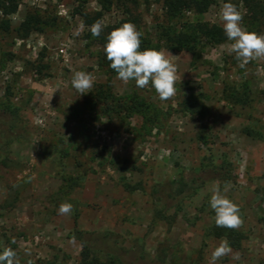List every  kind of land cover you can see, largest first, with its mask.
I'll list each match as a JSON object with an SVG mask.
<instances>
[{
	"label": "rangeland",
	"instance_id": "rangeland-1",
	"mask_svg": "<svg viewBox=\"0 0 264 264\" xmlns=\"http://www.w3.org/2000/svg\"><path fill=\"white\" fill-rule=\"evenodd\" d=\"M138 2L131 15L114 5L102 25L135 20L141 37L176 65L175 95L166 101L151 84L141 89L107 75L99 65L102 45L75 14V0H19L10 31L0 29V250L12 248L19 264H80V232L100 264H264V57L240 67L232 41L205 37L172 49L171 38L194 33L198 23L223 28L221 0L206 13L174 18L160 0ZM232 2L242 26L264 35L243 2ZM100 9L99 0H88L87 12ZM31 10L46 23L22 38L17 30ZM42 52L38 76L30 64ZM75 71L94 77L83 95L71 85ZM100 85L119 97L143 96L166 113L160 125L147 131L139 114L109 117L87 106ZM194 98L203 115L181 110ZM202 165L232 172L159 217L153 188ZM216 185L239 206L238 246L207 236L216 226L209 204ZM61 203L72 211L58 214ZM221 243L230 252L213 261Z\"/></svg>",
	"mask_w": 264,
	"mask_h": 264
},
{
	"label": "trees",
	"instance_id": "trees-1",
	"mask_svg": "<svg viewBox=\"0 0 264 264\" xmlns=\"http://www.w3.org/2000/svg\"><path fill=\"white\" fill-rule=\"evenodd\" d=\"M78 6L75 14L83 19L86 27L90 28L97 21L103 22V17L111 10L114 5L122 6L126 12L131 15V5H138V0H99L101 9L93 14L86 11V4L88 0H75ZM163 4L167 17H177L186 12H194L196 14L206 13L213 5L215 0H160ZM245 8L252 14L254 20H258L264 25V0H241ZM226 2V0H225ZM0 8L7 19H3L0 23V29L3 32H9L11 29V21L9 16L16 13L19 8V0H0ZM134 23L135 20H124L119 24L103 26V30L98 37L99 43L102 45V50L99 55V65L105 70L107 75L111 78L116 76L113 69L109 67V61L104 53V45L106 43L107 35L114 29L120 27L122 23ZM46 23L44 16L38 11H28L20 27L18 33L20 37L27 38L32 32L42 31L43 24ZM194 33L180 32L174 35L171 39L175 46L172 49L181 50L184 47L189 48L193 43H198V37L209 38L218 41L219 43L229 41L223 32V28L218 26H211L206 23H198L194 26ZM92 34V33H91ZM170 35V34H169ZM143 49H156L150 42H147L141 37V50ZM45 58L44 52L39 56V59L31 63V67L35 74L42 75V69L45 66L42 64ZM43 65V66H42ZM87 106H98L103 115L111 117L113 114H125L126 117H132L139 114L143 118V128L150 130L160 125L163 119V111L157 108L153 103L149 102L146 98L133 93L131 96L119 97L114 95L111 91L107 90L104 85L97 87L91 98L86 101ZM181 110L184 113L204 114V105L196 98L185 100L181 104ZM232 170H226L224 166H209L202 165L193 175L181 176L178 179L168 180L164 183L156 185L152 190L155 203L159 206L158 216L163 217L164 212L179 207L181 203L196 195L200 188H202L210 179L222 175L224 173H231ZM223 174V175H224ZM79 239L82 243L83 250L81 253L80 264H100L99 258L93 253L92 247L87 243L84 233H78ZM207 236L216 238L226 237L232 246H238L239 242L243 239L241 234L235 229L223 228L213 226L208 228Z\"/></svg>",
	"mask_w": 264,
	"mask_h": 264
},
{
	"label": "clouds",
	"instance_id": "clouds-1",
	"mask_svg": "<svg viewBox=\"0 0 264 264\" xmlns=\"http://www.w3.org/2000/svg\"><path fill=\"white\" fill-rule=\"evenodd\" d=\"M218 17L222 22L223 32L232 41L230 53L240 67H245L251 60L264 57V35L249 32L242 26L243 15L232 0H221ZM103 25L97 21L90 27L94 36H99ZM104 53L110 62L109 67L116 73L117 79L127 83L135 81L138 88L151 84L158 98L166 101L175 95L177 67L162 51L156 49L141 50V33L131 23H124L111 31L106 38ZM259 71V70H258ZM94 77L85 71L72 74L71 85L82 95L93 87ZM210 207L215 213L217 227L238 228L241 224L239 206L223 194L216 185L211 189ZM70 203H61L58 214H69ZM230 252L226 243H221L212 252L213 261ZM0 264H19L16 252L12 248L0 250Z\"/></svg>",
	"mask_w": 264,
	"mask_h": 264
}]
</instances>
